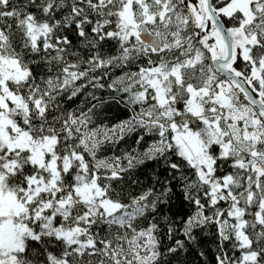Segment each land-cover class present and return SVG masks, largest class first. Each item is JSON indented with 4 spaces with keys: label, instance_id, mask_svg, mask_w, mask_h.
Listing matches in <instances>:
<instances>
[{
    "label": "snow or ice",
    "instance_id": "obj_1",
    "mask_svg": "<svg viewBox=\"0 0 264 264\" xmlns=\"http://www.w3.org/2000/svg\"><path fill=\"white\" fill-rule=\"evenodd\" d=\"M209 228L264 264V0H0V264H174Z\"/></svg>",
    "mask_w": 264,
    "mask_h": 264
},
{
    "label": "trees",
    "instance_id": "obj_2",
    "mask_svg": "<svg viewBox=\"0 0 264 264\" xmlns=\"http://www.w3.org/2000/svg\"><path fill=\"white\" fill-rule=\"evenodd\" d=\"M119 119H124L123 114L116 113ZM123 147V146H122ZM201 244L191 252L182 253L178 261L174 264H216L217 244L215 242L214 229L209 228L205 233L199 234ZM204 251L205 257H200L198 253Z\"/></svg>",
    "mask_w": 264,
    "mask_h": 264
}]
</instances>
